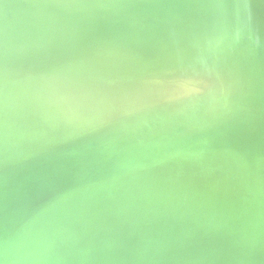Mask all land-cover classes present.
Listing matches in <instances>:
<instances>
[{"label": "bare ground", "instance_id": "bare-ground-1", "mask_svg": "<svg viewBox=\"0 0 264 264\" xmlns=\"http://www.w3.org/2000/svg\"><path fill=\"white\" fill-rule=\"evenodd\" d=\"M0 264H264V0H0Z\"/></svg>", "mask_w": 264, "mask_h": 264}, {"label": "water", "instance_id": "water-1", "mask_svg": "<svg viewBox=\"0 0 264 264\" xmlns=\"http://www.w3.org/2000/svg\"><path fill=\"white\" fill-rule=\"evenodd\" d=\"M49 1V0H48ZM58 1H61V2H64V3H69V2H83V1H87V0H58ZM20 4L18 3V5L17 6H19ZM29 63V62H28ZM40 69H44L43 68V66L42 67H39V69H38V71L40 70ZM250 87V86H249ZM249 94H250V96H251V93L249 92ZM222 98V97H221ZM223 98H225V96L223 97ZM205 99V98H204ZM205 100H208V99H205ZM198 104V105H197ZM202 105V101H201V103H194L193 105H191L190 106V109H188V111H191V110H199V107ZM194 113L195 112H191V113H189L188 115L189 116H191L190 118L189 117H186L185 115H181V118L184 120V122L187 120V122H193L195 119H193V117H192V115H194ZM226 117V116H225ZM224 117V118H225ZM149 119L151 120V121H154L152 124H151V126H150V129H152V131H154L155 129H158L157 128V122H161V121H163V120H165L166 119V115H160V116H153V117H149ZM229 120V119H228ZM175 125H177V124H175ZM154 128V129H153ZM172 128L171 127H168V129H165V130H162L161 131V133H163V134H166V133H172V135H174V136H177L178 134H181V135H183V134H185V133H187V132H185V131H177L176 129H174V130H176V131H174L173 130V132H172ZM130 153H133V152H130ZM129 153V154H130ZM135 155V154H134Z\"/></svg>", "mask_w": 264, "mask_h": 264}, {"label": "rangeland", "instance_id": "rangeland-1", "mask_svg": "<svg viewBox=\"0 0 264 264\" xmlns=\"http://www.w3.org/2000/svg\"><path fill=\"white\" fill-rule=\"evenodd\" d=\"M199 100H201V98H200ZM201 101H202V100H201ZM201 101H200V102H201ZM198 102H199V101H198ZM197 105H198V104H197Z\"/></svg>", "mask_w": 264, "mask_h": 264}]
</instances>
